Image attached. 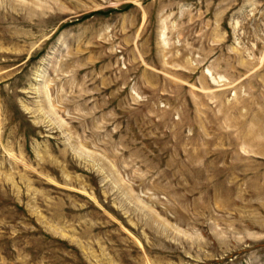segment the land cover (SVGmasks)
Masks as SVG:
<instances>
[{
  "label": "rangeland",
  "instance_id": "374dc122",
  "mask_svg": "<svg viewBox=\"0 0 264 264\" xmlns=\"http://www.w3.org/2000/svg\"><path fill=\"white\" fill-rule=\"evenodd\" d=\"M0 264H264V0H0Z\"/></svg>",
  "mask_w": 264,
  "mask_h": 264
}]
</instances>
